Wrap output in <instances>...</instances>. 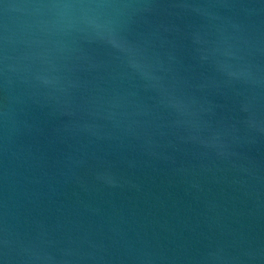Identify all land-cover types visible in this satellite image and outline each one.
Returning <instances> with one entry per match:
<instances>
[{"label":"water","instance_id":"95a60500","mask_svg":"<svg viewBox=\"0 0 264 264\" xmlns=\"http://www.w3.org/2000/svg\"><path fill=\"white\" fill-rule=\"evenodd\" d=\"M0 264H264V0H0Z\"/></svg>","mask_w":264,"mask_h":264}]
</instances>
